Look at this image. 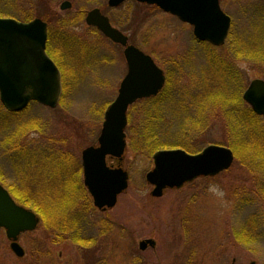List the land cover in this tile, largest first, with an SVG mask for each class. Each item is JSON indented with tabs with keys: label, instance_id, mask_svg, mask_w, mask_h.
<instances>
[{
	"label": "rangeland",
	"instance_id": "obj_1",
	"mask_svg": "<svg viewBox=\"0 0 264 264\" xmlns=\"http://www.w3.org/2000/svg\"><path fill=\"white\" fill-rule=\"evenodd\" d=\"M64 1L72 8L61 10ZM103 5L130 31V41L170 76L157 99L129 108L123 158H108L109 166L129 173V185L104 213L82 192L81 156L98 145L105 111L128 65L122 47L85 24L86 12ZM223 7L233 26L225 45L215 48L199 45L193 26L156 6L133 2L114 11L107 0H0V17L40 18L54 30L47 51L64 74V98L55 109L33 103L10 114L0 102V182L40 218L20 240L27 252L42 253L39 264H264V167L250 166L256 145L246 148L238 131L247 125L243 113L252 109L243 100L245 90L253 80H264V0H225ZM258 117L264 133V117ZM210 145L234 151L229 170L152 197L146 175L154 168V153L197 154ZM68 188L79 193L69 209ZM72 220L77 237L91 240L85 249L58 239L66 231L56 224ZM142 241L149 244L145 251ZM7 248L0 229V256L7 255L9 264H34L29 252L11 260Z\"/></svg>",
	"mask_w": 264,
	"mask_h": 264
},
{
	"label": "water",
	"instance_id": "obj_2",
	"mask_svg": "<svg viewBox=\"0 0 264 264\" xmlns=\"http://www.w3.org/2000/svg\"><path fill=\"white\" fill-rule=\"evenodd\" d=\"M125 0H109L117 7ZM156 5L164 12L177 16L194 27V36L214 46L225 43L231 18L225 14L219 0H137ZM65 1L61 10L70 9ZM89 26L97 27L113 42L125 46L124 56L128 72L120 84L118 95L104 115L98 146L82 151L84 184L93 204L100 210L115 207L119 195L128 188L129 174L121 166L112 167L108 157L122 159L127 146L125 129L129 106L136 101L158 95L165 84V75L151 56L133 45L128 38L113 28L99 9L90 11L86 18ZM48 25L36 18L20 22L0 17V102L9 112L19 113L32 102L56 108L62 96L61 72L47 54ZM253 112L264 117V81L253 80L243 94ZM235 160L227 147L210 145L200 153L190 154L183 149L160 150L153 155L154 168L146 175L152 185V197L160 198L166 189L182 188L199 177H212L229 170ZM39 218L31 210L18 205L7 189L0 184V228L14 242L12 248L23 255L15 242L21 232L33 231ZM147 241L140 249L148 247Z\"/></svg>",
	"mask_w": 264,
	"mask_h": 264
},
{
	"label": "flooded vegetation",
	"instance_id": "obj_3",
	"mask_svg": "<svg viewBox=\"0 0 264 264\" xmlns=\"http://www.w3.org/2000/svg\"><path fill=\"white\" fill-rule=\"evenodd\" d=\"M131 1H133V2H136V3H138L136 0H125L121 5H119V6H117V7H112V6H110L109 5V0H107V8L108 9H110V10H114V11H116V10H120V9H123V8H125V6H127L129 3H133V2H131ZM65 2V1H64ZM219 2H220V6H221V8H222V10L226 13V14H228L224 9V7H223V5H224V2H225V0H219ZM71 3V2H70ZM72 4V3H71ZM139 4H142V5H147V4H144V3H139ZM149 6H152V5H149ZM103 7H105L104 5L102 6V8H99V7H95V8H93V9H91V10H89V11H87L86 12V16L84 17V21H85V24H86V26L92 31V34L93 33H96V34H98L99 36L101 35L105 40H107V41H109V42H111V43H113V45H118V46H120V47H122L123 49H125V47L124 46H122L121 44H118V43H115V42H113L110 38H108L103 32H101L97 27H95V26H89L87 23H86V18H87V15H88V13L90 12V11H92V10H94V9H99L100 10V12H101V14L103 15V16H105V17H107L108 19H109V22H110V24H111V26L113 27V28H116V29H118L119 31H121L127 38H128V43H127V45H133V46H135V47H137V45L135 44V43H132L131 41H132V39H131V34L129 33L130 31L129 30H127V29H125V28H121V26H119L118 25V23H115V21L111 18V16H109V15H107L106 13H105V10H104V8ZM71 8H72V6H71ZM70 8V9H71ZM224 8V9H223ZM229 15V14H228ZM230 16V15H229ZM231 17V16H230ZM187 24V23H186ZM232 26H233V20H232V17H231V27H230V31H229V35H228V38H229V36H230V34H231V29H232ZM50 29V28H49ZM53 30V29H52ZM53 35H54V32H53ZM70 35V34H69ZM195 38V37H194ZM228 38H227V40H226V42L228 41ZM196 39V38H195ZM131 40V41H130ZM195 41H197V43L199 44V45H209V46H211V47H215V48H218V47H216V46H214V45H212L210 42H208V41H200V40H198V39H196ZM47 53H48V51H47ZM49 54V53H48ZM49 56L51 57V55L49 54ZM52 58V57H51ZM53 59V58H52ZM55 61V60H54ZM165 75H166V79H167V83L170 81V76H168L166 73H165ZM167 83H166V85H167ZM160 95V94H159ZM159 95L157 96V97H159ZM87 148V147H86ZM81 158H82V156H81ZM71 160L73 161V162H76L75 161V159L74 158H72L71 157ZM107 161H108V159H107ZM81 166H82V171H83V177H84V170H83V165H82V162H81ZM79 172L80 171H76V172H74V175H73V183H76V184H78L77 183V181H78V178H77V174H79ZM82 173V172H81ZM199 179V178H198ZM0 184H1V182H0ZM187 184H190V183H186L185 185H187ZM5 189H7L3 184H1ZM184 185V186H185ZM85 186V184H83V187ZM183 186V187H184ZM182 187V188H183ZM84 188H86V186L84 187ZM182 188H180V189H182ZM87 189V188H86ZM173 189H176V188H173ZM173 189H171V190H173ZM8 190V189H7ZM9 191V190H8ZM165 192V191H164ZM9 193H10V191H9ZM11 194V193H10ZM12 196V195H11ZM163 196H164V194H163ZM162 196V197H163ZM13 197V196H12ZM13 199H14V197H13ZM15 200V199H14ZM16 201V200H15ZM17 202V201H16ZM17 204H19L20 206H22V204H20L19 202H17ZM116 206V205H115ZM24 207V206H23ZM114 208V207H113ZM98 211H101V212H107V211H109L110 209H112V208H110V209H106V210H100V209H98V208H96ZM74 226V224H72V227ZM76 227V226H75ZM75 227L74 228H71V231H66L65 233H61L60 234V236L59 237H62V238H58L59 240H63L64 242H66V241H72V242H74V243H77V244H79L80 246H81V248H83V249H85V248H87L88 247V245L89 244H86V243H82V242H80L79 240H81V241H83V240H87V239H79V238H76L77 237V232L75 233ZM0 229H2L3 231H4V233H5V235H6V238H7V240L9 241V248H7L6 249V253L5 254H7L8 253V255L10 256V259L11 260H13V259H15V260H23L24 258H26L27 256H28V252H29V257H31L32 258V260L34 261V264H39L40 263V261H41V259H42V257H43V255H42V253H39V252H37V250L34 248V249H30L28 252H27V250L21 245V243H20V240H21V237H22V235H25L26 233H29V232H32V231H26V232H21V233H19L18 234V236H17V239H16V243L21 247V250H22V252H23V255H19L17 252H15L14 250H13V248H12V244H13V240L12 239H10L9 237H8V235H7V231H6V229L5 228H0ZM77 230V229H76ZM63 236H65V237H63ZM89 240V239H88ZM140 246V245H139ZM148 248V247H147ZM146 248V249H147ZM145 249V250H146ZM145 250H142V251H145ZM9 260L7 259V255H6V258H3V257H1L0 256V264H9V262H8Z\"/></svg>",
	"mask_w": 264,
	"mask_h": 264
},
{
	"label": "trees",
	"instance_id": "obj_4",
	"mask_svg": "<svg viewBox=\"0 0 264 264\" xmlns=\"http://www.w3.org/2000/svg\"><path fill=\"white\" fill-rule=\"evenodd\" d=\"M27 20H29V19H26V21ZM75 23L76 22H72V23L68 24L67 26H64V28L63 27H61V28L65 31L66 29H68L69 26H72ZM53 32H54V30H52V28H50V31H49L50 35L53 36ZM63 37L68 39V41H72L70 39V37H68V35H66L65 32L63 33ZM59 66H60V64H59ZM63 88H64V90H63V96H62L61 102L63 101L64 93H65V85H64V83H63ZM164 90L160 93V95L163 94ZM151 99L154 100V99H157V98L154 97V98H151ZM151 99H148V100H151ZM10 114H15V113H10ZM243 114H244L243 118L245 119L247 125L249 124L248 126L251 129H250V132H247V125H246V127L244 126L243 130H242V127H241V129L240 128L238 129L239 135L240 136H245V140H244L245 142L243 141V144L246 145V148L247 147L249 148L250 144H252V143L256 145L254 148H251V151L254 152L257 155V158H254V161L251 162L250 166L255 167V163H256V164H260V166H256L255 168H258V167H262L263 168L264 167V137H263L264 133H263V131H261V128L259 127L258 122H257V118H259V117L250 108H249V110L245 111ZM248 140H250V142H248ZM258 160H260L259 163L257 162ZM73 186L75 187L76 185L73 183ZM76 189H78V188H76ZM69 191H70V196H71V198L73 197V199H71L69 197V198H66V200H64V202L66 204V208H68L69 206H71L74 203L73 200L77 199L76 198V196H77L76 192L77 191L75 192V190H73L71 188L69 189ZM82 192H84V194L86 195V198L89 199V193H88V191L85 188L82 189ZM40 214L42 216L43 221H45V223H46L47 221H46V216H45L44 212L40 211ZM59 214L61 216L64 213L59 211ZM75 222H76V220H72V221L68 222L69 224L67 222H65L63 224H62V222H59V223L56 224L55 227H58L60 231H71V227L70 226H72V224H74ZM75 233H76V231H75ZM63 237H65V236H63ZM59 238H62V237H59ZM76 238H78V237H76ZM251 240H253V239H251ZM79 241L82 242V243H86V244H90V242H91V240H88V239L87 240H83V241L79 240Z\"/></svg>",
	"mask_w": 264,
	"mask_h": 264
}]
</instances>
